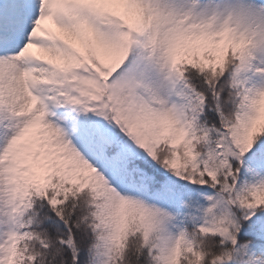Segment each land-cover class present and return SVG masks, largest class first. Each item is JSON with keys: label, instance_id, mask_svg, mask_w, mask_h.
<instances>
[{"label": "snow or ice", "instance_id": "6c2138e0", "mask_svg": "<svg viewBox=\"0 0 264 264\" xmlns=\"http://www.w3.org/2000/svg\"><path fill=\"white\" fill-rule=\"evenodd\" d=\"M0 264H264V0H0Z\"/></svg>", "mask_w": 264, "mask_h": 264}]
</instances>
